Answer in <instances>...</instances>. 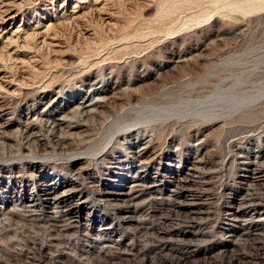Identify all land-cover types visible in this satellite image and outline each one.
<instances>
[{"label": "rangeland", "instance_id": "obj_1", "mask_svg": "<svg viewBox=\"0 0 264 264\" xmlns=\"http://www.w3.org/2000/svg\"><path fill=\"white\" fill-rule=\"evenodd\" d=\"M14 1L0 17V82L14 79L0 206L15 199L0 207V264H264V0ZM37 22L44 38H26ZM92 84L105 93L91 113L41 119ZM77 176L83 192L60 196L72 214L54 213L44 192Z\"/></svg>", "mask_w": 264, "mask_h": 264}, {"label": "bare ground", "instance_id": "obj_2", "mask_svg": "<svg viewBox=\"0 0 264 264\" xmlns=\"http://www.w3.org/2000/svg\"><path fill=\"white\" fill-rule=\"evenodd\" d=\"M90 1V0H89ZM92 1V0H91ZM101 1V0H100ZM109 1V0H108ZM111 2V4H112V1H117V0H110ZM121 1V0H120ZM83 3H84V0L82 1ZM99 2V0H97V1H93V4L94 3H97V5L99 4L98 3ZM115 3V2H114ZM16 3H15V1L13 0H0V17H1V19L2 18H4L3 20H5V18H10V19H15V14H13V12H14V9H15V5ZM109 4V3H108ZM110 4V5H111ZM21 5V4H20ZM89 5V4H88ZM100 5V4H99ZM113 5V4H112ZM75 7H77V5L75 6ZM98 7V6H97ZM97 9V8H96ZM84 14V13H83ZM62 17V16H61ZM78 17L79 16H76L74 13L73 14H70L69 16H67L66 17V20H69V21H75L76 19H78ZM81 17V16H80ZM79 17V18H80ZM60 18V17H59ZM85 18V17H84ZM2 20V21H3ZM62 20V19H61ZM1 21V22H2ZM68 21V22H69ZM71 22H69V23H71ZM61 23V22H60ZM64 23V22H63ZM65 23H67V22H65ZM75 24V23H74ZM52 24H48V29L49 28H52V26H51ZM53 25H55V24H53ZM40 26H41V23H39V22H37V23H34V24H31V25H29V28L28 29H26L25 30V34L27 35L26 36V38L27 37H32V36H36V37H38V38H44V36L42 35V34H44V30L42 31H40ZM47 27L45 28V29H47ZM30 29H31V31H30ZM47 29V30H48ZM47 30H46V32H47ZM48 32H50V29H49V31ZM47 32V35L49 34ZM13 35H16L15 37H17V38H20V36H19V34H20V31L19 30H16L15 29V32L13 31V33H12ZM85 36V35H84ZM89 36V35H88ZM46 37V36H45ZM49 37V36H48ZM47 37V38H48ZM37 38V39H38ZM22 39V38H21ZM30 40H32L33 39V37H32V39L31 38H29ZM34 39H35V37H34ZM49 39H51V38H49ZM88 39V38H87ZM11 40H13V37L11 38ZM19 40V39H18ZM29 40V41H30ZM55 40V39H54ZM28 41V42H29ZM43 41V40H42ZM44 41L45 42H42V43H47V41H46V38L44 39ZM30 42H32V41H30ZM29 42V43H30ZM38 42V41H37ZM39 43V42H38ZM53 43H55V42H48L47 44H49V45H52ZM27 44V43H26ZM26 44H25V46H26ZM56 45H58V43L56 44ZM25 46H23L24 48H25ZM39 46V45H38ZM42 46V45H41ZM45 46V45H44ZM47 46V45H46ZM53 46V45H52ZM61 46V45H60ZM40 47V46H39ZM63 47V46H62ZM34 48V47H33ZM79 49V48H78ZM51 50V49H50ZM83 50V49H82ZM54 53H55V51H54ZM60 53V52H59ZM57 54V53H56ZM3 58V57H2ZM5 60V59H4ZM39 61V60H38ZM52 61V60H51ZM26 62V61H25ZM30 62V61H29ZM64 62V61H63ZM49 63V62H48ZM57 64V63H56ZM59 64V63H58ZM53 65V64H52ZM55 65V64H54ZM13 66V65H12ZM22 71V70H21ZM0 72H3V69L2 68H0ZM1 81L2 82H0V118H1V116H2V113H5L6 111H7V109H8V107H6L7 105L5 104V100H2V99H4L5 98V96H4V93H9V91H10V89L12 88V87H14V79H10L9 77L6 79L5 78V75L3 76V77H1ZM5 83V84H4ZM92 89L91 90H88L87 91V93L85 94V95H83L82 97H79V96H77V97H70L67 101H68V103L66 102V104L64 105V107H62V112H64L62 115H57V114H54L53 112L54 111H45V113H43V114H41L40 115V117H41V119H43V120H46L47 121V123L49 124L48 125V127L51 129V130H53V129H55V128H59V127H62L64 124H66L67 123V121H68V119H67V117H69V114H89V113H91L94 109L92 108V109H90V107L92 106V104H91V101H92V99H93V97L95 96V97H99V96H101V95H103L104 93H105V89L103 88V87H94V84H92V87H91ZM2 100V101H1ZM53 104V103H52ZM68 104V105H67ZM51 106V105H50ZM48 107V106H47ZM65 110V111H64ZM30 114V113H29ZM60 114V113H59ZM46 118V119H45ZM68 127H71L70 125H68ZM145 155V153H142V154H139V157H143ZM256 161L255 162H259V160H258V157H256ZM147 162L148 161H146V160H144V161H142L141 163L142 164H144V165H146L147 164ZM257 163H255V164H257ZM253 173H254V171H253ZM72 177V176H71ZM70 177V178H71ZM128 177H124L123 179H127ZM145 176H143V175H139L138 177L136 176V177H134L131 181H128V179L126 180V181H124V185H122V187H125V186H129V187H127V188H129L130 190L131 189H133L134 187H136V186H138V185H140L143 181H145ZM175 178H176V176H175ZM185 181V180H184ZM155 182V181H154ZM121 183V182H120ZM53 184V183H52ZM59 184V183H58ZM131 184V185H130ZM67 185H70V187L69 188H65L64 190H62V191H60L61 189H60V187L61 186H67ZM82 186H83V184H81V182L79 181V177L77 176V178H75V179H69V180H67V179H62L61 180V182H60V184L59 185H57V186H51V187H49V189H47V191H45L44 192V200L47 202V203H49V204H51V205H53V209H54V213L56 212V211H58V212H62V211H64V210H62L63 208H65L67 205H62L63 203H64V200L60 197L62 194H64L65 192L67 193L68 191H71V190H73V189H75L76 188V190L77 189H81V191L83 192V189H82ZM120 190V191H119ZM157 190V189H156ZM79 191V190H78ZM110 191V190H109ZM126 190H123V189H118V195L117 196H124V194H126V192H125ZM129 191V190H128ZM158 191V190H157ZM81 192V193H82ZM70 193V192H69ZM107 193V192H106ZM109 193V192H108ZM130 192H128L127 194H129ZM179 193V192H178ZM104 194V193H103ZM163 194V193H162ZM101 195V194H100ZM80 197V196H79ZM116 198L118 199V198H120V197H113V199L114 200H116ZM128 198V197H127ZM136 198V196H132V197H130L129 199H123V201H126V203H128V201L130 202V201H132L133 199H135ZM194 198V197H193ZM113 199H110V200H108V202H111ZM121 199V198H120ZM13 200H15L14 198H12V200L10 201V200H7V201H3V204L0 206L1 208H3V207H7L8 206V204L9 203H12L13 202ZM17 200V199H16ZM78 200V199H77ZM102 200V199H101ZM128 200V201H127ZM106 201V200H105ZM120 201V200H119ZM28 202H29V204H27L26 206L27 207H34V206H37V199L33 196V194H31L30 195V197H29V200H28ZM125 203V204H126ZM177 203V202H176ZM179 203V202H178ZM15 204V203H14ZM48 204V205H49ZM67 204V203H66ZM109 204H111V205H113V207H114V209L117 211V210H122V208H120L121 207V205H118L117 203H109ZM135 204V203H134ZM181 204H182V202H181ZM78 206V205H77ZM124 206V205H123ZM125 206H127V205H125ZM123 207V208H126V207ZM132 206V205H131ZM233 206V205H232ZM250 206H252V205H250ZM58 207H60V210H56V208H58ZM73 207V206H72ZM127 207H129V205L127 206ZM239 207V206H238ZM130 208V207H129ZM238 209H240V208H238ZM29 210V209H28ZM237 210V209H236ZM0 211H1V209H0ZM28 212V211H27ZM53 212V211H52ZM131 212H134V211H131ZM65 213H66V215H70V214H72V209H71V207L69 208L68 206H67V208H66V210H65ZM90 213V212H89ZM258 213V212H257ZM1 214H3V213H0V216H1ZM263 215L264 214V212H259V215H257V217L258 218H260L261 216L260 215ZM227 216L230 218V217H233V213H227ZM260 216V217H259ZM134 215H123V216H121V219L122 220H120L121 222H116L115 220H113L110 224L109 223H107V224H102L101 226H104V227H102L100 230H106V229H108V230H110V229H115L116 228V226L117 225H121V223L122 222H124V221H130V220H134ZM226 217V216H225ZM69 218V217H68ZM254 218H256V216L255 215H251V217L248 219V221L247 222H250V224H253L252 226H255V229L254 230H259V226H261V224H263L262 222L260 223V221L259 220H255V222L253 221V219ZM73 219V218H72ZM231 219V218H230ZM229 219V220H230ZM228 220V221H229ZM73 222V221H72ZM244 224H246V223H244ZM250 228V227H249ZM186 232H188V231H186ZM229 232V231H228ZM99 233H101V232H99ZM204 233V232H203ZM230 233V232H229ZM173 235V234H172ZM195 235H197V234H195ZM230 235V234H229ZM171 236V235H170ZM205 236V235H204ZM172 237V236H171ZM177 237H179V236H177ZM195 237V236H194ZM168 239V238H167ZM166 239V240H167ZM169 240H171L172 241V238L171 239H169ZM182 240V239H181ZM180 240V241H181ZM190 240V239H189ZM189 240L188 241H186V242H189ZM177 241V240H176ZM191 241V240H190ZM173 243H174V241H172ZM177 242H179V240L177 241ZM192 242V241H191ZM164 243H165V241H164ZM167 243H168V241H167ZM181 243V242H180ZM179 243V244H180ZM186 244H188V243H186ZM176 245V244H175ZM174 245V246H175ZM164 246V245H163ZM192 252H194V251H192ZM181 253V252H180ZM186 256V255H185Z\"/></svg>", "mask_w": 264, "mask_h": 264}]
</instances>
